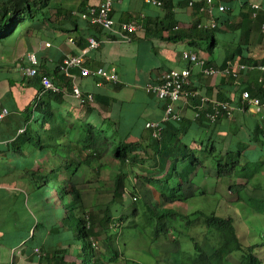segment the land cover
Instances as JSON below:
<instances>
[{
  "label": "trees",
  "instance_id": "obj_1",
  "mask_svg": "<svg viewBox=\"0 0 264 264\" xmlns=\"http://www.w3.org/2000/svg\"><path fill=\"white\" fill-rule=\"evenodd\" d=\"M162 1L163 6L167 5L168 0ZM49 2L50 0H0V40L22 27L28 26L29 28L33 22L45 19L48 16ZM196 7H198L197 4ZM166 18L161 24H158L160 26L157 28L161 32L168 31L167 39L179 42L202 38L208 42L207 50H211L214 46L216 27L202 29L195 22L192 27L177 28L176 25L167 21L171 20L169 10L166 13ZM88 24L100 27L97 24L89 22ZM237 48L231 53L230 59L234 60L239 57L237 60L242 62L257 63L259 61H252L249 55H245L243 46ZM259 62H264V60ZM183 67H187V65ZM172 69L175 68H167L163 74ZM56 73H59L58 81L64 85L66 91L72 92L70 78L66 77L59 68ZM43 74L51 75L46 72ZM163 74L160 76L161 78L147 83L144 87L147 93L164 103V112L160 119L151 120L158 121V126L146 125L149 138L145 143L128 142L126 138L118 137L116 135L118 121L112 118L101 119L88 100L81 104L85 105V112L88 115H94V120L86 118L78 122L61 116L62 111L53 108L62 103L59 98L53 100V97L59 96L61 93L46 91L40 96L43 89L41 75L27 79V82L31 81L38 88L35 110L41 111L42 115L39 125H37L38 119L35 118L36 124H27L24 130L18 132L14 138L7 140L5 144L1 143L0 162L3 163H0V173L12 174L19 190L9 191L7 194H4L6 191L3 190V195H0L2 203H5V199H7L9 205L8 212L0 226V229L3 228L6 231L5 237L0 238V242H4L9 247L20 248L21 253L24 252L28 255L27 257L39 264H108L110 260H106L101 253L99 254L93 241L97 231L96 227L103 217L96 211H88L87 208H84L83 191L78 186L76 178L83 170L97 169L98 163L95 162L105 157V153H110L119 165V171L114 178V194L111 201H114L115 204L121 203L118 204L120 208H126L132 204V197L138 199L134 195L136 193L134 190L127 191L124 186L126 176L124 170L126 168H120V166L127 164L130 170L136 174L135 176L152 186L151 196L167 205L159 207L155 204L156 202L151 200L153 205L151 207L148 206V202H145L144 209L157 220L158 226L154 229L153 242L166 238L167 231L172 227L177 229L172 223L171 217L182 215L187 218L186 226H181L182 231L188 227L198 226L202 228V232L204 228H208L210 232V235L205 234L200 239H198V234L192 236L195 254L190 257L188 264H229V262L233 264H262L253 253L252 245L243 243L231 215L218 214L215 210L199 209L198 207L195 211L182 214L176 208L168 207L176 201L190 200L197 193L196 186L198 185L195 184V181L201 186L199 193L207 195L210 192V176H225L224 178H227L238 174V170L245 169L244 166L241 168L239 166L241 161L246 158L243 152L253 138L250 137L252 139L247 140L238 137L233 149L228 147V143L226 148L213 144L214 135L205 137L207 143L204 142L205 139L200 140L201 135L204 137L210 129L218 127L223 115H217L212 121L202 112L198 118L193 119L195 120L193 122L192 119L185 117L175 108L178 99L171 101L168 98L158 97L154 92L147 91V86L162 83ZM59 82L55 84L60 86ZM184 86L186 87L182 88L183 94L188 95L187 84L185 83ZM252 86L249 88L252 95L264 96L259 83ZM191 99L195 104L200 101L195 97H191ZM235 103L238 104L237 106L240 105L245 112L251 106L243 102L241 96ZM169 104L173 105L175 114L181 116V120L180 118L176 120L162 119ZM30 114L31 112L27 110L25 123L29 122ZM79 123L84 127H80ZM99 123L101 124L99 125ZM158 129L159 135L155 136L154 131H158ZM262 131V127L258 123L254 128V138L257 142L264 141ZM197 142H200L199 147ZM193 143L196 145L193 146ZM104 161V159L101 160V162ZM180 163L183 164L181 172L178 171ZM169 167H172V170H169ZM213 167H216L217 175L205 171ZM133 170H141L142 174ZM243 176L244 173H241L240 177ZM171 177L173 178L171 179ZM60 185L62 206L55 205L50 209L49 196L52 190L54 194H58ZM244 187V183H235L230 184L228 189L231 192H240ZM126 192L128 199L121 202ZM66 197H69L68 202L65 201ZM140 211L141 209L135 206L131 215L121 216V222H124V217L130 218L132 215L139 214ZM192 215H199V217ZM196 239L201 240L202 243ZM174 241L176 242V239ZM205 241L212 245L210 253L205 250ZM110 251L112 250L110 249ZM116 255L120 259V250L115 253ZM9 264H17L16 257L11 262L9 261Z\"/></svg>",
  "mask_w": 264,
  "mask_h": 264
},
{
  "label": "crops",
  "instance_id": "obj_2",
  "mask_svg": "<svg viewBox=\"0 0 264 264\" xmlns=\"http://www.w3.org/2000/svg\"><path fill=\"white\" fill-rule=\"evenodd\" d=\"M100 1L50 0L45 19L33 22L29 28L22 27L0 40V147L1 143L5 144L18 132H22L27 124H36L35 118L38 119L37 125L40 124L42 113L35 110L38 88L31 81L27 82V79L33 77L23 71L24 67L31 65L28 54L32 52L37 57L39 73H50L54 83L59 82L56 70L68 54L82 55L84 65L90 69L115 68L119 82L107 81L96 75H81L78 67L72 68L71 72L80 91L84 95H93L90 105L95 113L101 119L112 118L118 121V137L126 138L128 142L143 143L149 138L147 123L160 119L164 112V103L147 93L144 87L156 81L167 68L188 66L189 63L182 57L184 51H197L209 65L220 68L228 63L231 53L238 46L244 47V54L249 55L252 61L264 60V0H215L216 4L223 3L227 9L223 12L217 8L214 10L218 24L215 28V44L211 50L206 49V39L174 42L167 39L168 31L161 32L157 28L159 23L167 19L168 10L171 20L167 21L177 28H189L198 21L208 23L209 16L199 14L189 7L190 0H168L167 5L161 7L144 0H114L112 17L115 24L112 30L90 25L80 18L82 12L90 6H97ZM193 1L197 6L203 3V0ZM253 4L258 7H253ZM135 20L141 21L143 27L131 33L130 40H124L115 33L123 22ZM90 36L99 42L97 47L90 46ZM260 76L258 71L244 72L238 79L223 75L206 76L201 66L191 64V82L187 86L189 94H182L175 108L185 117L194 119L197 104L191 99V91L238 105L235 102L239 100L241 91L249 90L257 84ZM70 84L72 86V80ZM60 88L55 93L61 95L53 97V100L59 98L62 103L53 105V108L61 110V116L78 122L86 118L95 119L94 115L85 112V105L70 90L66 91L62 83ZM4 109L7 111L2 115ZM27 110L31 114L29 122L25 123ZM258 123L264 135V111L250 106L245 112L242 107L236 106L232 118L222 116L218 127L210 129L206 136L201 135L199 138L205 139L207 143L206 138L214 135L213 144L226 148L228 143V147L233 149L238 137L244 135V130L252 133ZM79 126L84 127L80 123ZM197 144L199 147L200 142ZM259 147L263 146L260 144ZM14 178L12 174L0 173V195H3V190L6 191L4 194L19 190ZM9 183L14 186L9 187ZM8 209L7 199L2 203L0 196V226ZM5 233L3 228L0 229V238L5 237ZM15 249V246L9 247L0 242V264H8L16 256L17 264H39L24 252L21 253V249L20 252Z\"/></svg>",
  "mask_w": 264,
  "mask_h": 264
},
{
  "label": "rangeland",
  "instance_id": "obj_3",
  "mask_svg": "<svg viewBox=\"0 0 264 264\" xmlns=\"http://www.w3.org/2000/svg\"><path fill=\"white\" fill-rule=\"evenodd\" d=\"M131 22L137 23L139 27L130 32L129 36L143 27L141 21L135 20ZM243 134L242 138L245 137L247 140L253 138L249 142L250 146L244 150L243 153L246 158L241 161L239 166V168L244 166L245 169L238 170V174L227 178H224L225 176H210V192L207 195L199 193L201 186L195 181V184L198 185L196 186L197 193L190 200L186 202L176 201L172 205H168V207L176 208L182 214L195 211L196 207H198L199 209L215 210L218 214L231 215L243 243L252 245L253 253L264 264V141L257 142L255 140L254 128L252 133L244 130ZM260 144L263 147L257 148ZM104 155L105 157H102L105 160L104 162H101L102 158L95 162L96 164L98 163L97 169L83 170L76 178L78 186L83 191L82 201L84 208H87L88 211H96L103 217L97 225L96 235L93 237L99 254L101 253L106 260H110L108 264H188L190 257L195 254L192 236L198 234V239L203 238L205 234L210 235L209 229L204 228L202 232V228L196 226L195 228H185V231H182V227L187 224V218L182 215H173L171 217L172 223L177 229L172 227L167 231L166 238L153 242L154 229L158 225L157 220L151 216V213L144 209L145 202H148V206L151 207H153L152 201L156 202L155 204L159 207L167 205H164L158 198L155 199V197L151 196L152 186L135 176L136 174L130 170L127 164L120 166V168H126L124 170L126 172L124 186L127 191L134 190L136 192L134 195L138 199L136 200L132 197V204L126 208H120L119 205L121 203L115 204L114 201H111L114 194V178L119 171V165L110 153H105ZM211 164L214 165V163ZM182 166L183 164L180 163L179 172H181ZM169 170H172V167H169ZM205 171L217 175L216 167ZM135 172L142 174L141 170H136ZM241 173H244L243 177H240ZM159 180L162 181L163 179ZM235 183H244L245 187L240 192L229 191V185ZM11 186H14L13 183H9V187ZM127 199L128 195L126 192L121 202ZM65 201L68 202L69 197H66ZM49 202L50 209L55 207V205L58 207L62 206L61 185L58 189V194H54L52 190ZM135 206L141 209L140 213L132 215L130 218L124 217V222H121V216L131 215L135 210ZM192 216L199 217V215ZM123 223H125L124 226H122ZM175 239L176 242L174 241ZM198 239L196 241L202 243ZM204 247L208 253L211 252L212 245L209 242L205 241ZM118 250H120L121 254L120 259L118 255L115 256ZM233 258L237 263L236 258L234 256ZM229 264L233 263L229 262Z\"/></svg>",
  "mask_w": 264,
  "mask_h": 264
},
{
  "label": "built area",
  "instance_id": "obj_4",
  "mask_svg": "<svg viewBox=\"0 0 264 264\" xmlns=\"http://www.w3.org/2000/svg\"><path fill=\"white\" fill-rule=\"evenodd\" d=\"M114 0H101L97 6H90L86 11L81 13V18L86 20L91 24H97L105 30H112L114 28L115 21L111 17L112 6ZM147 3L154 6H163L162 0H144ZM189 7L195 9L199 14H207L209 16V22H197L198 27L202 29L214 28L217 25L216 17L214 16V10L217 8L220 12H223L227 7L223 4H216L215 0H203V3L196 7L195 2L190 0L188 2ZM196 7V8H195ZM253 7H258L257 4H253ZM255 15V14H254ZM139 25L135 22H123L120 27L115 31V33L124 40H130L129 33L136 30ZM91 47H97L99 42L90 36L88 38ZM182 57L186 60L189 65L187 67L175 68L170 71H167L162 76V83L158 85H149L146 87L147 91L154 92L160 98H168L171 101L179 99L183 94L184 84L190 82L191 76V64L199 65L202 68V72L208 76L214 75H223V76H232L238 78L244 72L258 71L264 75V62H242V61H229L226 66L219 68L206 64L204 58L198 56L197 52L193 50H186L182 53ZM28 59L31 63L30 66L24 67V73L29 77H35L36 75H41V85L42 92L51 91L59 92L61 90L60 86L56 85L50 76L39 73L37 69V57L35 53H29ZM74 67L80 68L82 75H96L101 79L107 81H118L116 69L97 67L95 69H90L88 66L84 65V58L82 55L68 54L64 57L61 65L60 71L70 80L73 81L72 84V94L80 102L93 101V95L88 94L84 95L77 83L75 82V76L72 74L71 69ZM259 82L264 91V77L259 78ZM191 97L199 98V103L195 107V117L198 118L202 112L205 113L212 121L216 118L217 115L232 117L235 106H233L229 101L226 100H215L211 99L208 96L201 95L197 91L190 92ZM243 102L251 105L252 107L258 110H264V96L252 95L249 90H244L241 94ZM40 99V98H39ZM6 109L2 111V115L6 113ZM173 109V105L169 104L163 120L169 119H179L181 116H177ZM158 121H151L147 123V126H158ZM154 135H159L158 131H154ZM15 251L20 252V248L15 249ZM38 251V250H37ZM13 259V258H12Z\"/></svg>",
  "mask_w": 264,
  "mask_h": 264
},
{
  "label": "clouds",
  "instance_id": "obj_5",
  "mask_svg": "<svg viewBox=\"0 0 264 264\" xmlns=\"http://www.w3.org/2000/svg\"><path fill=\"white\" fill-rule=\"evenodd\" d=\"M192 1H193V0H192ZM195 5H196V3H195ZM217 24H218V23H217ZM215 27H217V25H216ZM215 27H214V28H215ZM208 29H209V28H208ZM193 51H194V50H193ZM195 52H197V51H195ZM197 54H198V53H197ZM198 56H199V55H198ZM201 58H202V57H201ZM205 61H206V59H205ZM229 61H239V60H232V59H230ZM229 61H228V62H229ZM206 64H207V61H206ZM207 65H209V64H207ZM226 65H227V64H226ZM226 65H225V66H226ZM210 66H212V65H210ZM214 67H216V66H214ZM223 67H224V66H223ZM219 68H220V67H219ZM251 72H252V71H251ZM259 73H260V72H259ZM260 74H261V73H260ZM204 75H205V74H204ZM241 75H242V74H241ZM241 75H240L238 78H240ZM206 76H208V75H206ZM262 76L264 77L263 74H261L260 77H262ZM226 77L231 78L232 76H226ZM260 77H259V78H260ZM232 78H234V77H232ZM238 78H235V79H238ZM259 78H258V83H259V85L261 86V84H260V82H259ZM261 88H262V87H261ZM244 90H248V89H244ZM244 90H243V91H244ZM262 90H263V89H262ZM243 91H241V94H242ZM249 91H250V90H249ZM250 93H251V91H250ZM263 93H264V91H263ZM251 94H252V93H251ZM240 96H241V95H240ZM226 101H228V100H226ZM229 102H230V101H229ZM230 103H231V102H230ZM231 104H232L233 106H235V108H236V105H235V104H233V103H231ZM263 111H264V110H263Z\"/></svg>",
  "mask_w": 264,
  "mask_h": 264
},
{
  "label": "bare ground",
  "instance_id": "obj_6",
  "mask_svg": "<svg viewBox=\"0 0 264 264\" xmlns=\"http://www.w3.org/2000/svg\"><path fill=\"white\" fill-rule=\"evenodd\" d=\"M203 2V1H202ZM217 20V19H216ZM207 21V20H206ZM207 23V22H206ZM113 66V65H112ZM82 75V74H81ZM161 78V77H160ZM113 82V81H112ZM117 82V81H116ZM119 82V81H118ZM191 82V81H190ZM187 86H189L188 84H187ZM183 87H186V86H183ZM183 90V89H182ZM82 91V90H81ZM189 92V91H188ZM85 93V92H84ZM87 93H89V92H87ZM91 93V92H90ZM73 95V94H72ZM184 95V94H183ZM187 95V94H186ZM196 98V97H195ZM198 101H199V98H198ZM244 104V103H243ZM237 106V105H236ZM239 107H240V105H239ZM195 111V110H194ZM262 112V111H261ZM178 113V112H177ZM179 114V113H178ZM5 115V114H4ZM207 117V116H206ZM222 117V116H221ZM227 118V117H226ZM209 119V118H208ZM176 120V119H175ZM180 120H181V118H180ZM218 121V120H217ZM211 122V121H210ZM159 123V122H158ZM162 128V127H161ZM155 130V129H154Z\"/></svg>",
  "mask_w": 264,
  "mask_h": 264
}]
</instances>
